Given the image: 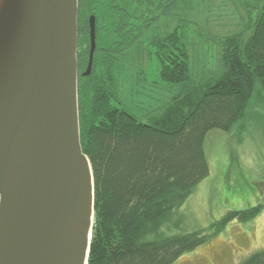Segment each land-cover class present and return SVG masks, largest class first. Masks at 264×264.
Segmentation results:
<instances>
[{
    "label": "trees",
    "instance_id": "obj_1",
    "mask_svg": "<svg viewBox=\"0 0 264 264\" xmlns=\"http://www.w3.org/2000/svg\"><path fill=\"white\" fill-rule=\"evenodd\" d=\"M255 1L257 6L247 12V37L241 32L223 37L219 68L202 77L191 73L182 23L151 39L161 79L176 90L143 120L124 105H112L111 100L116 97L121 54L156 19L138 15L131 7L153 4L152 0H79L80 134L95 183L88 264H173L231 220L247 221L264 208L263 202L230 211L208 230L166 233L163 228L174 209L210 173L205 151L208 132L230 131L246 117L256 118L258 109L264 111V0ZM174 3L168 0L166 9ZM93 14L97 48L92 72L84 76ZM237 264H264V248Z\"/></svg>",
    "mask_w": 264,
    "mask_h": 264
},
{
    "label": "water",
    "instance_id": "obj_2",
    "mask_svg": "<svg viewBox=\"0 0 264 264\" xmlns=\"http://www.w3.org/2000/svg\"><path fill=\"white\" fill-rule=\"evenodd\" d=\"M79 0H0V264H88L93 169L81 143ZM92 72L97 23L89 18Z\"/></svg>",
    "mask_w": 264,
    "mask_h": 264
},
{
    "label": "rangeland",
    "instance_id": "obj_3",
    "mask_svg": "<svg viewBox=\"0 0 264 264\" xmlns=\"http://www.w3.org/2000/svg\"><path fill=\"white\" fill-rule=\"evenodd\" d=\"M152 0L133 11L150 20L145 32L120 56L116 70V97L121 104L146 120L175 92L160 76V61L151 39L164 36L182 23L192 75L202 77L220 66L223 37L249 34L248 9L255 0ZM162 3V4H161ZM161 4V6H160ZM160 6V7H159ZM257 9L253 11V16ZM110 40V39H108ZM99 45L103 37H98ZM86 67L82 69V72ZM246 117L230 131L212 129L205 140L210 173L202 179L187 200L174 209L164 224L166 233L208 230L228 212L243 210L264 202V111ZM261 115V116H260ZM262 117V118H261ZM243 127L246 129L242 130ZM264 248V208L247 221L231 220L205 243L184 253L173 264H237Z\"/></svg>",
    "mask_w": 264,
    "mask_h": 264
}]
</instances>
